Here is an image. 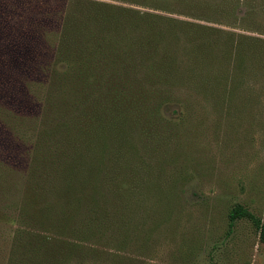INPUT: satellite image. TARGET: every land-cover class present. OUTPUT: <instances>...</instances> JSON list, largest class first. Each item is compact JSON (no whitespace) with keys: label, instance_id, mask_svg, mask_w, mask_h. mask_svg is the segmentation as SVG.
Here are the masks:
<instances>
[{"label":"trees","instance_id":"16d2710c","mask_svg":"<svg viewBox=\"0 0 264 264\" xmlns=\"http://www.w3.org/2000/svg\"><path fill=\"white\" fill-rule=\"evenodd\" d=\"M261 34L264 0H0V106H11L24 129L29 95L18 86L42 73L39 115L56 116L43 120L38 155L24 162L35 176L21 209L75 222L92 216L96 197L107 199L111 171L117 183L150 184L138 176L140 141L165 137L155 132L161 107L234 104V73L264 71ZM6 139L0 130V150L12 154ZM228 217L250 220L264 246V221L241 204Z\"/></svg>","mask_w":264,"mask_h":264},{"label":"rangeland","instance_id":"374dc122","mask_svg":"<svg viewBox=\"0 0 264 264\" xmlns=\"http://www.w3.org/2000/svg\"><path fill=\"white\" fill-rule=\"evenodd\" d=\"M220 65L224 71L226 62ZM234 74V104L162 106L163 124L153 131L165 137L140 141L138 176L150 184L117 183L111 171L112 181L102 186L107 199L96 197L92 216L81 214L75 222L38 219L30 204L21 209L35 176L24 162L38 155L35 139L46 123L39 115L44 91L36 90L44 75L20 82L19 90L29 95L24 129L18 132L11 106H0L4 148L12 152L0 150V264H264L252 222L230 223L228 217L241 204L264 221V71L252 66L251 72ZM49 196L43 191L42 199ZM38 245L43 248L37 258Z\"/></svg>","mask_w":264,"mask_h":264}]
</instances>
